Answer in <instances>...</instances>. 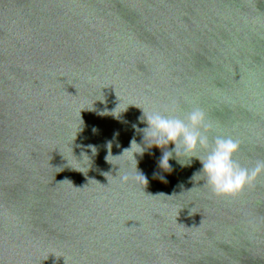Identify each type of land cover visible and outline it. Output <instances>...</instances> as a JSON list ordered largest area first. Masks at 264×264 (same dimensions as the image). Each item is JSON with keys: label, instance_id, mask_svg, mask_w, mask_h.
<instances>
[{"label": "water", "instance_id": "obj_1", "mask_svg": "<svg viewBox=\"0 0 264 264\" xmlns=\"http://www.w3.org/2000/svg\"><path fill=\"white\" fill-rule=\"evenodd\" d=\"M197 107L264 160V0H0V264H264V176L217 198L139 131Z\"/></svg>", "mask_w": 264, "mask_h": 264}, {"label": "clouds", "instance_id": "obj_2", "mask_svg": "<svg viewBox=\"0 0 264 264\" xmlns=\"http://www.w3.org/2000/svg\"><path fill=\"white\" fill-rule=\"evenodd\" d=\"M172 105L174 108L175 101ZM139 119L147 124V127L139 131L143 132L145 140L150 141V147L155 146L162 150L160 168L170 171L169 160L173 152L177 158L180 154L188 157L189 162L191 158L198 159L202 168L194 174V178L202 175L204 184L217 198L234 199L246 189L253 187L259 178L264 176V160H257L250 168L236 162L234 158L240 150L238 141L231 137L217 136L210 142L209 132L212 125L206 122L204 112L198 107L188 113L186 120L171 114L165 115L158 110H142V116ZM169 144L175 146L172 151L167 150ZM133 145H137L135 140L131 142V148L124 153L131 151ZM89 147L95 150L93 146ZM110 147L109 143V149ZM200 150L206 152L203 158L197 155ZM109 155H111L110 151ZM109 155L106 157L107 160ZM135 164L134 176L127 172L123 174L118 172L114 179L119 180L122 185L129 181L143 182L146 185V178L137 171L136 159Z\"/></svg>", "mask_w": 264, "mask_h": 264}]
</instances>
